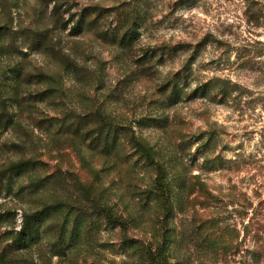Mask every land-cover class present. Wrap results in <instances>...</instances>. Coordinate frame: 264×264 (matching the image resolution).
Segmentation results:
<instances>
[{"label":"rangeland","instance_id":"rangeland-1","mask_svg":"<svg viewBox=\"0 0 264 264\" xmlns=\"http://www.w3.org/2000/svg\"><path fill=\"white\" fill-rule=\"evenodd\" d=\"M20 160L0 264H264V0H0V170Z\"/></svg>","mask_w":264,"mask_h":264},{"label":"trees","instance_id":"trees-1","mask_svg":"<svg viewBox=\"0 0 264 264\" xmlns=\"http://www.w3.org/2000/svg\"><path fill=\"white\" fill-rule=\"evenodd\" d=\"M137 24V20L135 19L132 22V27L127 29V32H125V38L127 41L133 38V34L137 33V29L134 30V25ZM138 28V26L136 27ZM97 120L102 125H109L111 123V120H109L103 113L101 112H95ZM132 142L136 145L137 149L140 151V153L145 156L146 160L149 162H154L153 156L149 150V148L144 145L141 141L136 140L134 138L131 139ZM34 164L31 160H20L17 162H14L10 164L7 168H4L0 170V180L7 178L8 175L12 173H16L22 169H26L29 166H32ZM155 186L156 188L161 192H166V182H165V173L162 170L158 171V175L155 179ZM166 195V194H163ZM100 208V207H99ZM100 211H102L105 218L111 223L115 224H122L120 219L113 215L110 210H108L105 207H101ZM42 214V211H35L32 213H28L24 215V219L21 225L20 230L16 233V236L14 237L13 241L19 246H24L27 244L28 241H30L33 236L39 231L40 228V215ZM144 249V246L141 247ZM263 249V248H262ZM151 253V252H150ZM147 259L149 260L150 264H161V256H162V247L157 246L156 252L154 254L146 255Z\"/></svg>","mask_w":264,"mask_h":264}]
</instances>
